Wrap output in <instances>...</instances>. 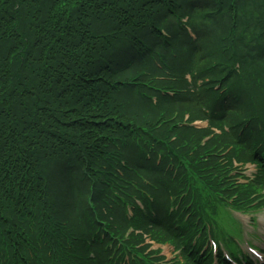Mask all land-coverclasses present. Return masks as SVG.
Segmentation results:
<instances>
[{
  "label": "trees",
  "instance_id": "16d2710c",
  "mask_svg": "<svg viewBox=\"0 0 264 264\" xmlns=\"http://www.w3.org/2000/svg\"><path fill=\"white\" fill-rule=\"evenodd\" d=\"M184 114L264 144V0H0V264H112L189 232L198 185L228 191L207 156L230 139L201 148Z\"/></svg>",
  "mask_w": 264,
  "mask_h": 264
},
{
  "label": "rangeland",
  "instance_id": "374dc122",
  "mask_svg": "<svg viewBox=\"0 0 264 264\" xmlns=\"http://www.w3.org/2000/svg\"><path fill=\"white\" fill-rule=\"evenodd\" d=\"M185 115L186 114H184L183 117ZM193 115H194V113H193ZM193 118H196V117H193ZM200 125L204 126V123H200ZM227 128H229V124H227L223 127L217 128V129L223 130V129H227ZM212 158H213V156L210 157V161L214 165ZM238 168H241V167L238 166ZM241 173L246 178H249L250 181H255V183H258L259 185H255L256 192H258L259 194H262V195L264 194V182H262V184H261V181L257 182V179H256L257 175L255 174V170H254L253 165L246 164L244 167H242ZM242 182H245V181L244 180L237 181V185H245V183H242ZM224 207H226V206H218L219 209H218V214L216 216V223H217L218 228L220 230H222L223 232H225V234H226L225 235L226 239L222 238V237L219 238V242H220L221 247L225 251L228 252V250L226 248V242H225V240H227V242H228L227 245H228L229 249L233 250L234 254L237 255V256H234V258L237 261L242 260L239 257V255L243 253L251 259L252 264H262L261 261H258L256 259H254L252 256H250L249 254H247V252H246L247 245L244 246L242 244V243H245L244 240H242V238H240V237L233 236V232L234 231H237V232L240 231L242 234H246V233H249L250 231H252V229H253L255 232V238L260 241V243L255 242L254 244H255V246L258 245L261 248V252L263 253L264 252V207L254 211V212H249L246 215L234 213V212L227 210V209H222ZM238 220H239L241 225L238 223ZM238 225H239V227H238ZM232 236L234 237L235 246L238 247L239 244H241L240 247H241L242 253H239L234 249L233 244H232L233 239L230 238ZM250 247H252V246H250ZM218 248H219V246L216 247V250L214 249L215 254L211 258L212 262H214L213 264H216L220 260L224 259L225 254L219 255L218 254L219 250H217ZM150 250L158 251L160 253V255L164 257L165 262L167 264L173 263L176 255H178V251L176 249L169 247L167 245H165V246L153 245ZM200 259L202 260L203 264L206 261H208L207 257H205L203 255L200 256ZM174 264H177V263L174 262Z\"/></svg>",
  "mask_w": 264,
  "mask_h": 264
}]
</instances>
